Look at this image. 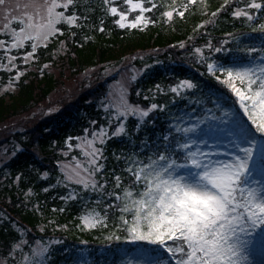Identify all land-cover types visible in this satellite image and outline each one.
Wrapping results in <instances>:
<instances>
[{
    "label": "snow or ice",
    "instance_id": "snow-or-ice-1",
    "mask_svg": "<svg viewBox=\"0 0 264 264\" xmlns=\"http://www.w3.org/2000/svg\"><path fill=\"white\" fill-rule=\"evenodd\" d=\"M0 6V70H15V80L22 74L18 62L37 60L38 49L62 34L63 25L81 28L96 10L92 0H17L14 5L0 0ZM99 7L125 30L155 24L157 16L174 22L177 16L200 15L188 38L193 43L180 41L178 47L192 48L190 55L223 86L220 92L228 93L229 102L211 90L196 97L200 82L179 77L148 92H171L173 101L190 97L183 111L169 103L133 102L131 85L147 64L110 86L99 104L104 122L91 120L81 135L66 137L64 147L56 145L65 159L57 160L60 175L43 191L65 188L59 199L65 206L81 202L84 227L111 228L108 241L134 245L99 259L80 250L73 264H264V0H223L215 8L209 0H101ZM225 13L242 28L233 27L213 42L208 29ZM199 35L208 39L196 46ZM5 87H15L12 76ZM142 94L155 99L142 89L135 92ZM161 111L164 125L158 134L149 132L157 128L155 113ZM121 137L127 146L109 151L110 141ZM17 150L14 145L13 156ZM110 156L118 169L109 168ZM40 175L50 177L48 171ZM32 192L29 187L27 193ZM33 207L39 210L38 204ZM16 227L27 236V229ZM50 253V243L14 240L0 264H50Z\"/></svg>",
    "mask_w": 264,
    "mask_h": 264
},
{
    "label": "trees",
    "instance_id": "trees-1",
    "mask_svg": "<svg viewBox=\"0 0 264 264\" xmlns=\"http://www.w3.org/2000/svg\"><path fill=\"white\" fill-rule=\"evenodd\" d=\"M222 2L223 0H209L213 8ZM92 3L96 10L91 14V18L84 22L83 27H63L62 34L54 38L50 44L38 49V59L34 63L36 66L34 69L24 70L17 82V92L0 93L2 122L30 110L47 99L56 88L62 87L64 82L61 77L65 69L70 72V76L77 77L86 69L96 67L94 79H84L80 84L81 91L61 110L47 116L36 117L28 126L26 125L27 127L0 135V152L7 147L11 153L9 159L0 167V210L9 216L11 221L28 230L27 238L30 244H34L37 239L60 238L61 241L51 249L50 264H73L80 250H87L99 259L100 256L107 258L123 247L131 249L134 245V242L125 240L108 241L106 236L111 228L85 230L79 219L81 202L72 201L65 206L59 199V196L65 194V188L43 191L48 184H54L60 175L57 160L65 159L56 145L64 147L66 137L81 135L82 129L89 127L91 120L104 122V114L99 107L100 101L126 62L140 70L144 69L145 64L149 65L130 89L131 100L143 106L151 102L169 103L181 111L185 103L191 104L190 97L173 101L171 92L159 94L148 92V89L154 88L157 83L165 87L174 83L176 77L199 81L201 88L193 93L196 97H200L201 94L206 97L211 90L223 94L224 100L229 102L228 93L220 92L223 86L208 75L204 67L196 63L190 55L192 48L189 47L185 51L178 47L180 41H186L189 45L193 43L188 38L193 35L195 25L201 21L200 15H188L186 19L177 16L174 22L160 21L157 16L154 17L158 20L155 24L125 30L116 26L111 16L105 17L99 7L101 0H92ZM233 27L241 29L242 25L240 22L233 24L230 15L225 13V17H222L215 27H209L208 32L215 42L221 39L224 33L233 31ZM73 32L76 33L75 36L72 35ZM207 39V35H199L194 43L200 46ZM62 41L63 52L57 54L54 52V45ZM56 61L61 71V75L57 77L47 73L42 67L45 63ZM108 67L113 68L109 75L106 74ZM137 89H142L143 93L149 96L155 95V99L145 100L143 94L137 97L135 95ZM211 106L210 103L207 105ZM164 115L162 111L155 113L157 128L150 127L149 132L158 134L165 123ZM134 123V119L130 120L129 126ZM127 144L126 137L114 139L109 143V151L125 147ZM14 145L18 146V150L13 156ZM108 166L119 168L111 156ZM44 171L50 173L47 180L41 178L40 174ZM18 173L23 174L19 181L15 179ZM29 187L33 192L26 195ZM88 197L95 199L92 193H88ZM34 204L39 205V210L33 207ZM54 206L56 209L64 207L65 210L54 211ZM14 233L8 223L0 226L3 254L7 253L12 240H15Z\"/></svg>",
    "mask_w": 264,
    "mask_h": 264
},
{
    "label": "rangeland",
    "instance_id": "rangeland-1",
    "mask_svg": "<svg viewBox=\"0 0 264 264\" xmlns=\"http://www.w3.org/2000/svg\"><path fill=\"white\" fill-rule=\"evenodd\" d=\"M16 2L17 0H6V3L9 5H14ZM117 2L122 3V0H117ZM2 22H3V6H0V23ZM62 27H69V26L65 24ZM52 40L53 39H51L47 44H50ZM54 46H55L54 47L55 53L58 54L60 52H63V49H64L63 41ZM14 54H15V51H14ZM34 63H35V60L31 61L29 64H23V63L18 62V67L21 69V72L23 74L24 70L34 69L36 66ZM126 63L123 65V67H121L122 69L119 72L118 77L115 81L120 80L121 78L127 81V78L133 74L132 72L133 68L140 70L139 68L130 66L128 63L127 64ZM57 64H59L57 63V61L56 63H45L43 64L42 67L43 69L46 70L47 73L53 74L55 77H57L61 75L60 67ZM95 69L96 67H90L86 69L85 72L81 73V75L77 77L70 76V72L67 69H65V72L62 74V77H61L62 81L64 82V85L62 87L56 88L47 99H45L39 104H36L30 110L24 113H20L19 115L7 118L6 120L0 122V135L4 132H13V131L20 130L24 128L26 125L28 126L29 123L33 121V119L36 117L47 116V115L53 114L61 110L65 105L69 104V102L74 97H76L77 94L81 91L80 84L83 82L84 79H87V78L91 80L94 79L93 73ZM112 70H113L112 67H108L106 69V74L109 75V73H111ZM9 76H12L14 83H15V87H8V88L5 87V85L8 84ZM115 81H113L110 86H114ZM17 82L18 80H15V70H12L11 72L6 71V70H0V93H4L7 91L17 92V89H18ZM49 109H51L52 111H49ZM74 154H78V152H75ZM10 156H11V153L9 152L6 153L5 148L0 152V167L4 162H6L9 159ZM4 223L10 224V226L12 227V230H14L15 232L14 233L16 237L15 240H17V234H19V231L16 227L17 222L11 221L10 217L6 213H4V211L0 210V226ZM84 229L93 230L95 228L90 229V228L84 227ZM18 236H19L18 240L20 239L28 240L27 236L21 237L20 234ZM36 241H43L46 243H50V247L52 249L53 246L59 243L61 240L58 237H47L44 239H37ZM124 248L126 247H123L122 249ZM2 249H3V246L2 244H0V258L4 257L7 254V253L3 254ZM27 250L28 249L25 248V251ZM17 256H19V253H17Z\"/></svg>",
    "mask_w": 264,
    "mask_h": 264
}]
</instances>
